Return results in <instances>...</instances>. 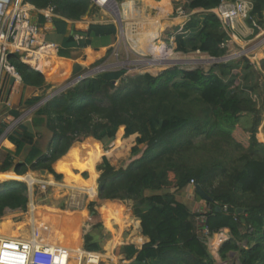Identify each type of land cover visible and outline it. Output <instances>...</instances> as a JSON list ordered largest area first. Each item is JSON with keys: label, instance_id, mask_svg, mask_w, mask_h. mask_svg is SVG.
<instances>
[{"label": "trees", "instance_id": "1", "mask_svg": "<svg viewBox=\"0 0 264 264\" xmlns=\"http://www.w3.org/2000/svg\"><path fill=\"white\" fill-rule=\"evenodd\" d=\"M27 1L38 9L55 6V37L47 35V39H59L62 57L71 58L72 51L78 48L98 49L99 40L111 41L118 33L111 20L92 21L86 30L70 31L69 21L100 19V7L91 0ZM222 1L187 0L176 8L182 7L190 14L182 24V32L177 33V26L169 34L174 36L177 52L201 51L215 59L227 54L229 34L212 11ZM252 1V18L248 22L256 20L264 28V0ZM39 21L44 22L43 16ZM9 58L25 86L45 91L52 85L44 74L19 61L16 53ZM83 70L82 65L74 64V75ZM9 92L10 89L5 98ZM43 95L23 103L33 106ZM10 113L17 117L21 111L13 107ZM32 116L31 121L19 123L8 136L15 150L7 148L1 172L14 167L16 174L23 175L46 169L61 181L62 173L81 170L84 149L107 147L121 127L125 138L137 135L131 149L135 159L116 168L104 155L96 166L101 202L131 201L128 214L141 221V233L148 238L141 247L133 243L120 246L118 252L128 261L126 264H219L204 230L197 224L200 213L179 197L191 179L212 198L205 200L208 209L204 212L209 235L229 230L230 238L222 242L218 251L224 264H264V142L258 138L261 130L264 133V57L260 66L241 57L213 62L208 69L177 64L157 74L128 73L126 68L102 71L47 100ZM244 116L250 118V125L244 127L249 134L248 145L234 136ZM6 127V121L0 123V134ZM43 128L50 133L44 148L36 140ZM88 137L92 138L60 161L74 143ZM22 153L24 159L15 161ZM172 177L176 191H165ZM89 194H96V181ZM196 196L204 200L197 193ZM29 199L27 182L0 183V220L9 210L27 211ZM101 202L98 205H103L106 225L111 226L124 206L117 201ZM96 204L92 201L89 208L97 219L95 226L102 227ZM224 205H228L227 211ZM238 208L243 211L238 212ZM84 248L102 250L100 241L90 233L84 236Z\"/></svg>", "mask_w": 264, "mask_h": 264}, {"label": "rangeland", "instance_id": "2", "mask_svg": "<svg viewBox=\"0 0 264 264\" xmlns=\"http://www.w3.org/2000/svg\"><path fill=\"white\" fill-rule=\"evenodd\" d=\"M116 3L117 8L119 7L120 11V19L117 18V15L114 14L112 11H103L102 9L100 10L104 17L107 18V20H117L118 24L121 26V31L118 33L120 36V41L121 44L119 45V48L117 49V53L114 52L111 54V57H108L101 61L102 59L98 60L97 62H91L88 63L81 73L74 75L73 72L66 73L64 75H61L62 73H57V76L55 75V78H51L50 76H45L46 80L51 83L52 85L48 87L45 91L44 89H39L40 90V95H43L45 97L47 94L51 93L53 90L63 87L65 84H68V82L73 78L84 74L86 72L92 73L95 72L96 67L99 66L103 68V71L106 70H116L120 68H126L128 70V73H139V72H151L153 74H157L163 69H166L168 67H171L173 65H182L184 67H196V66H202L205 69H208L209 66L213 63L216 62L215 58L209 56L208 54L201 52V51H190L188 53H182V52H177L175 50V42L174 41V36H170V33H173L175 28L174 26L172 27H166L165 30L156 38V45L159 47L161 46L162 43H165L168 50H171V53H169L166 57L158 58L159 55L155 53L151 46L150 43L147 42L148 35H142L139 38L140 40V46L137 47L135 44H131V41L124 38V26L126 22L132 23L134 19H131L128 21L126 19L125 21V13L130 14V10H127V5L125 4L126 2L130 0H123V1H118L114 0ZM187 0H175L172 1V6H173V11L170 13V17L174 18L176 15H178V12L175 11L177 7L184 5ZM161 11V10H160ZM185 11V10H183ZM157 11H149L147 12V16H150L149 22L151 24V29L153 26L158 23V16L159 14ZM185 13V12H184ZM120 21V23H119ZM177 25H180L181 22L177 20ZM176 25V26H177ZM150 29V30H151ZM147 32V29L144 30ZM130 35V34H129ZM170 36V37H169ZM126 37V36H125ZM252 40L246 42L244 47H252L254 44L258 43L259 41L262 40L264 36H258L257 38L252 35ZM227 54L224 56L225 59L233 53L234 51L240 49L241 47L239 45H236L234 43H227ZM254 54H256L259 58H263L264 56V45L257 47L256 49L253 50ZM160 59V60H159ZM159 60V61H158ZM59 61H57L56 64H58ZM53 66V65H52ZM51 66V67H52ZM56 69L57 65H54ZM52 69V68H51ZM96 74V73H95ZM93 74V75H95ZM92 75V76H93ZM11 80L10 79L7 82V85L5 87V94L7 90L10 88L11 85ZM19 81H16L17 83ZM14 84V83H13ZM39 95V94H38ZM31 97L35 96L30 95ZM5 100V95H3V98L0 101V123L3 121L10 122L11 118H8L10 115L13 117V115L10 113V106L6 105L4 103ZM260 102V101H259ZM261 104V103H260ZM13 107L19 108L21 113L27 111L30 107L32 106H26L24 103L21 105H14ZM12 107V108H13ZM33 113H30V115L24 116V120L21 123L29 122L32 119ZM240 124L236 127L234 130V136L236 139L245 145H248L249 142V134L247 131H245L244 127L250 125V118L249 116H244L240 120ZM124 128L121 127L120 130L117 132L116 138L114 141H112L107 147H103V149H98L95 146L90 147L89 149L86 148L82 152V156L86 151L89 152H96L98 154V159L93 161L91 164L86 165V162H83L81 170L75 169L73 171L74 175H79L81 180L83 182H80L79 184L75 181L71 182V177L72 173H65L63 174V178L61 181H57L55 178L54 179H49L48 181H55L57 182V185L54 186H49V188L46 189L44 193L37 192L36 191V196L38 199L35 200L37 208H40V212L42 210L45 211V215L43 214L42 217L40 218L39 215L37 214L38 209L36 208L34 213H33V218L36 216V220L32 223V217L30 218V214L26 213V211L22 214L21 212L18 211H13L9 210L5 214V216L2 217L0 220V223H5L8 222L11 225V228L13 229L14 234L20 237H27L30 232L32 231L33 228L36 226H39L42 228L41 236L46 239V241L56 244V245H62L60 241L56 240V234H60L61 230H65L63 226H58L57 221L53 218L51 219V215H47V212H56L54 210H59V213H64L66 214L67 211L69 212L68 214L71 215V217L77 218L79 217V223H77V232L81 235L80 237L76 240L75 244H71V249L76 250V243H79L80 241V247H84V243L82 244V236L84 237L86 234H91V237L93 239H97L100 241V245L102 247V250L100 251L102 253L101 257V262L100 264H126L128 261L123 259V256L118 252L120 246L124 244H129V243H138L140 244L142 242L141 238H137L136 235L139 237L140 232L138 231L135 235V229H129L127 230L125 228V222H124V214L125 211H122L121 215L117 214L115 218H113V223H111V226L105 225V218L104 214L102 213L101 207L103 205H98V202H101L99 193H98V182L96 179H98L100 172L97 171L96 166L101 163L102 157L106 155L110 162L116 167H122L127 165L132 159H135L136 157H132L131 154V149L133 145L135 144V138L136 134L132 135L128 138H125L122 136ZM10 135V134H9ZM50 136V133L47 131V129L43 128L39 133L36 135V140L39 142V144L44 148L45 145H47L48 138ZM92 137L85 138L81 142L78 141L73 144V146L70 148L68 153L63 156L60 161H62L63 158H66L67 155L70 154L71 150L74 149L77 145L86 142L87 140L91 139ZM258 138L261 142H264V133L262 130L258 133ZM126 140V141H125ZM9 139L5 141L4 146L1 147L0 149V164L2 162V159L4 155L6 154V150L11 149L15 150V145L12 143L10 144ZM100 142V141H99ZM101 143V142H100ZM102 144V143H101ZM121 144V145H120ZM121 146V147H120ZM118 149V151H117ZM113 151V152H112ZM115 153V154H114ZM25 153H22L18 157L15 158V161H22L24 159ZM90 166H94L95 170H91ZM37 173L38 171H28L26 174L23 175H18L15 173L14 167L7 171H0V174H5V176H0V183H3L8 180H19V181H25L27 182V179L29 178V181H32V179H35L36 177L34 176V173ZM84 173H88V175L85 177ZM10 174V175H9ZM13 175V176H12ZM54 177V176H53ZM85 180H89L88 186L85 189H80V185L85 184ZM96 181V194L94 196H91L89 193L91 191V186L92 184L94 185ZM28 184V182H27ZM188 187H192V185H189ZM192 190V193L194 196L199 199L196 196V190L195 187ZM165 191H176L174 188V178L172 177V183L171 185L165 189ZM194 197V198H195ZM30 201V199H29ZM92 201H97V204L94 206L96 213L99 214V217L103 223L102 227L95 226L97 223V219L95 220L94 216L92 215L93 212L90 211V203ZM107 201H117V200H110V199H105L102 204H106ZM31 202V201H30ZM121 202L124 206L125 209L129 212L131 209L130 203L131 201H118ZM61 205H63V209H61ZM130 207V209H129ZM39 212V214H40ZM86 213V215H84ZM83 214V215H82ZM51 216V217H50ZM136 218V217H135ZM118 220V222H117ZM41 221L43 223H41ZM99 221V220H98ZM77 222V221H76ZM118 223V224H117ZM131 228V226H130ZM17 230V231H16ZM133 230L134 233H131ZM227 235L229 237V230H227ZM47 237V238H46ZM50 240H49V239ZM52 240V241H51ZM222 243V242H221ZM82 245V246H81ZM209 249L210 251L215 255L217 258L218 263L224 264V262L220 259L218 255L219 251V246L217 247L216 244H209ZM222 262V263H221Z\"/></svg>", "mask_w": 264, "mask_h": 264}, {"label": "built area", "instance_id": "3", "mask_svg": "<svg viewBox=\"0 0 264 264\" xmlns=\"http://www.w3.org/2000/svg\"><path fill=\"white\" fill-rule=\"evenodd\" d=\"M91 1L97 4L100 10L102 9L107 12L112 10V0ZM252 9V0H223L216 8L212 9L219 18L223 29L229 34L230 39L225 43L226 46L231 40V34L233 35L232 30L236 28L239 21L248 24L252 34L256 38L258 36H264V28L256 20H252V24L248 22L252 18L250 14ZM176 11L178 12L176 16L182 18L180 27L177 30L178 33L182 32V24L189 18L190 14L183 11L182 7ZM40 15L43 16L44 23L52 22L55 17H58L55 6L53 5L38 9L33 3L27 0H0V101L3 95H5L7 82L10 79H14V82H21L22 79L20 72L10 61L9 56L11 54L16 53L19 61L41 72L45 76L46 74L40 69V62L43 61L45 64L51 65L53 61L61 58L59 54L61 45L48 40L44 26L39 21H35V18H39ZM76 38L79 39L82 37L76 35ZM163 45L166 46L165 43L161 44V46ZM262 45H264V37L252 47L246 48L241 46L240 49L228 55L226 60L248 57L255 66H260L261 58L252 52ZM95 70L91 74L88 72L81 74L73 78L72 81L70 80L63 87H59L55 91L53 90L19 116L11 117L10 115L8 117L11 118L10 122H7V127L0 134V149L4 146L12 130L24 120V116L30 115V113H33L44 102L68 89L80 80L90 77L95 73L102 72L103 68L97 66ZM4 103L12 108L8 98H5ZM56 183L52 181H40L38 179L28 182L31 202L29 201L28 203L26 213L30 214V218L32 217V223L37 219L36 217L33 218V213L37 208L35 202L37 199L36 191L44 193L49 186L57 185ZM189 185L195 187V180L191 179ZM207 209L208 204L206 202L205 205L197 210V212L202 214H199L196 219L199 227L204 230L207 244L221 243L229 239L230 235L228 237L226 229H222L212 236L209 235V230L205 225L206 218L204 215ZM224 210H228V205H224ZM40 231H42V228L36 226L27 237L0 236V264H100L102 257L100 251L87 250L84 247L73 250L69 247L56 245L46 241L41 236Z\"/></svg>", "mask_w": 264, "mask_h": 264}, {"label": "crops", "instance_id": "4", "mask_svg": "<svg viewBox=\"0 0 264 264\" xmlns=\"http://www.w3.org/2000/svg\"><path fill=\"white\" fill-rule=\"evenodd\" d=\"M126 5L130 6L129 8L127 7V10H130L132 12H130V14L125 13V21H126V19H128V21H130L131 19H134V20L132 23L130 22V24H129V22H126V24L124 26L125 28L123 31L124 38L130 40L131 44H135L137 47L140 46L139 45L140 40H141V38H139L140 36L148 35L147 42L148 43L152 42L153 44H156V38L158 36H160V34L163 32V30H165L166 27H172V26L177 27V26H179V25H177V22H178L177 20H179V22H181V20H182V18H180L178 16H175L174 18H171L169 16L170 13L173 11L172 0H130V1L126 2ZM157 9H158L157 13L159 14L158 23H156L153 26V28L151 29V24L149 22L150 16L146 17V15H147V12H149V11L154 12V11H157ZM105 20H107V18L104 17V15L101 12V17L99 20H92L91 18L84 17L83 19L77 20L74 22L69 21V23L71 25L70 31L73 32L74 28L80 29V30H86L88 28L89 24L92 23V21H105ZM35 21H39V18H35ZM111 21H113L117 25L118 33H119L121 31L120 24H118V22L116 20H111ZM119 23H120V21H119ZM42 25L45 28L46 37H47V35L55 37V25H54L53 21L52 22H46V23L43 22ZM145 29H147V32L144 31ZM118 33L111 41L104 42L102 40H99L98 42L100 44V47L98 49H95L92 46H88L86 48H78V49L73 50L71 58H66V57L61 56V58H59L57 60V61H59L58 65L60 66V69L57 70L54 65L52 67H49V73L47 74V76H50L51 78H55L54 76L55 75L57 76V73H59V72L62 73L61 75H64L66 73L71 74L73 72V68H74L75 63H79L80 65L85 67L88 63L95 62V61L97 62L100 59H104V58L106 59L108 57H111L112 53H114V52L117 53V51H118L117 49L119 48V45L121 44L120 36L118 35ZM232 33H233V35L231 34V40L229 42L234 43L236 45H239L240 47L245 45L246 42L252 40V38H253L252 37L253 34H252L250 26L248 24L244 23L243 21H239L237 23L236 28L232 30ZM58 40H59L58 38L56 40L50 39V41H53V42L60 44V41H58ZM173 42H175V41H173ZM174 46H176V44ZM109 49H113V50L110 54L107 55ZM64 60L66 61L65 67L62 65V61H64ZM57 61H55V64L57 63ZM61 66H63L64 69H62ZM12 83H14V84H11L12 86L10 85V88H9L10 92H9L8 97H6V98H8L11 107H13L14 105L23 104V101H25L27 98H31L30 95H33V94L35 96H37L38 94L40 95V93H39L40 90L38 88L31 87V86H25L22 82H17V83L12 82ZM122 136H124V130L122 132ZM8 145H12V143H10ZM5 146H6V144H5ZM71 175H73V173ZM34 176L36 177L35 179H38L40 181H48L49 179L54 178L53 175L48 173V171H47L45 176H43L40 171H38L37 173H34ZM28 180H29V178H28ZM32 180H34V179H32ZM193 189H194L193 187L187 186V188L184 191L183 190L181 191V193L179 194V197L181 199H183L185 202H187L192 207V209L194 211H197L201 206L206 204V201L201 200V199H197L194 196V194L192 193ZM171 192H173V191H171ZM118 201L119 200H117V202ZM129 205L131 207L132 203H130ZM130 207H129V209H130ZM38 210H39L38 211L39 217L43 218L42 215L43 214L45 215V211L42 210V212H40V208H38ZM54 211H56V212H54V213L47 212L46 214L51 215L52 216V217L50 216L51 219L54 218L57 221L58 226H60V227L63 226L65 228V230H61V232H60V234H58V236L56 234V240L60 241V243L62 244L61 246L71 248L70 242H72L71 239L73 237H75V234L77 233L76 227H77V223H79V217L78 216H77V218L71 217V215L68 214L69 213L68 211L66 214L59 213L60 212L59 210H54ZM124 211H125V214H124L125 216L123 219L125 222L124 226L127 230H129V229L131 230L134 228L135 229V235L138 231L140 232L141 236L139 237L138 235H136V237L138 239L141 238L142 242L140 244H138L137 242L133 243V244L137 245L138 247H141L142 244H144L146 241H148V238L143 236L141 233V221L135 217H130L128 214V211L125 209V206H124ZM39 212H40V214H39ZM23 213L24 212H22V214ZM84 215H86V213ZM110 218H112V216ZM109 219L107 220V222L109 221ZM41 223H43V222L41 221ZM112 223H113V220H112ZM105 225H106V223H105ZM130 226H131V228H130ZM132 226H133V228H132ZM13 232L14 231L11 228L10 223H8V222L0 223V236L17 237V235L14 234L15 232L14 233ZM131 233H134L133 230ZM77 234H79V232ZM79 237L81 239L80 234H79ZM81 241H83V240H81ZM81 243L83 244L84 242H81ZM214 244H216V246L217 247L219 246V248H220V245L222 243L216 242Z\"/></svg>", "mask_w": 264, "mask_h": 264}, {"label": "bare ground", "instance_id": "5", "mask_svg": "<svg viewBox=\"0 0 264 264\" xmlns=\"http://www.w3.org/2000/svg\"><path fill=\"white\" fill-rule=\"evenodd\" d=\"M126 4V3H125ZM111 6H112V12L114 13V14H116L117 15V18H119L120 19V11L119 10H117V6H116V3L114 2V0H112L111 1ZM128 6V8L130 7L129 5H127ZM150 46H151V48H152V50L155 52V53H157V54H161V55H159V57L158 58H161V56L162 57H166L169 53H171V50H168V48L166 47V46H158V45H156V44H153L152 42H150ZM160 60V59H159ZM158 60V61H159ZM52 64L53 65H56L55 64V61H53L52 62ZM52 64L51 65H48V64H45L43 61H41L40 62V69L47 75L48 73H49V67H51L52 66ZM62 65L65 67V65H66V61L64 60V61H62ZM63 66H61V68L62 69H64L63 68ZM57 70H59L60 69V66L57 64ZM126 141V140H125ZM121 145V144H120ZM121 147V146H120ZM117 151H118V149H117ZM113 152V151H112ZM115 154V153H114ZM82 158H83V162L85 161L86 162V165H89V164H91L93 161H95L96 159H98V154L96 153V152H89V151H86L84 154H83V156H82ZM87 168H90L91 170H95L94 169V166H90V167H87ZM13 176V175H12ZM82 178H80L79 177V175H72V177H71V182H73V181H75V182H77L78 184L80 183V182H83V180H81ZM54 181V180H53ZM88 183H89V180H85V184L84 185H80V189H85L87 186H88ZM38 209V208H37ZM39 211V210H38ZM37 214H38V212H37ZM37 217V216H36ZM78 233V232H77ZM75 234V237H73L72 238V240H73V244H75V242H76V240L79 238V234ZM75 241V242H74ZM71 244H72V242H71ZM80 247V241H79V243H76V249H78Z\"/></svg>", "mask_w": 264, "mask_h": 264}, {"label": "water", "instance_id": "6", "mask_svg": "<svg viewBox=\"0 0 264 264\" xmlns=\"http://www.w3.org/2000/svg\"><path fill=\"white\" fill-rule=\"evenodd\" d=\"M117 10H120L119 9V7L117 8ZM117 21V20H116ZM225 59V57H223V58H221V59H215L216 61H219V60H224ZM40 172H41V174L43 175V176H45L46 175V173H47V170L46 169H42V170H40ZM27 181L29 182V180L27 179ZM195 190H196V193L199 195V196H201L204 200H206V201H212V198L203 190V188L201 187V185H199V184H196V186H195ZM221 209V207H218V210H220ZM238 210V212H242L243 211V209L242 208H238L237 209ZM93 214H94V212H93ZM82 240H84V237L82 236Z\"/></svg>", "mask_w": 264, "mask_h": 264}]
</instances>
